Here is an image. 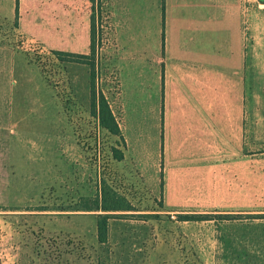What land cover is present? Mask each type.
Segmentation results:
<instances>
[{"label":"rangeland","instance_id":"374dc122","mask_svg":"<svg viewBox=\"0 0 264 264\" xmlns=\"http://www.w3.org/2000/svg\"><path fill=\"white\" fill-rule=\"evenodd\" d=\"M97 9L96 88L125 144L91 113L89 66L59 60V51L0 16V264H264V73L257 69L262 140L253 189L222 199L215 171L210 182L191 187L184 208L168 205L163 184L153 190L144 175L152 157L150 116L136 109L134 92L122 96L119 89L109 0ZM256 16L250 33L260 67L264 1H257ZM113 148L126 159L118 161ZM103 180L135 207L113 213L106 245L97 235L101 213L88 209ZM186 215L202 219L183 221Z\"/></svg>","mask_w":264,"mask_h":264},{"label":"crops","instance_id":"0c3cea01","mask_svg":"<svg viewBox=\"0 0 264 264\" xmlns=\"http://www.w3.org/2000/svg\"><path fill=\"white\" fill-rule=\"evenodd\" d=\"M17 1L24 37L90 54L91 0H0V16L13 23ZM257 1L109 0L119 89L134 92L136 109L150 116L144 175L153 190L163 184L168 205L184 208L191 187L215 171L222 199L254 187L257 69L264 73L250 33Z\"/></svg>","mask_w":264,"mask_h":264},{"label":"trees","instance_id":"16d2710c","mask_svg":"<svg viewBox=\"0 0 264 264\" xmlns=\"http://www.w3.org/2000/svg\"><path fill=\"white\" fill-rule=\"evenodd\" d=\"M93 3L92 16H91V46L90 54H77L67 52H55L59 60L71 63H78L87 65L90 68V109L94 116H97L103 127L108 129L112 134L118 136L125 144L120 125L112 111L110 103L106 95L96 88V57H97V11L100 0H91ZM18 1L16 5V19L15 26L18 25L19 10ZM100 37V35H99ZM115 158L118 161L124 159V152L116 148L112 149ZM89 211H98L97 220V235L99 243L106 245L108 242L109 221L113 213H129L134 212L135 207L133 204L122 194L116 191L106 181H101L99 187V194L96 198L91 200ZM202 219V217L186 215L181 217L183 221H192L193 219Z\"/></svg>","mask_w":264,"mask_h":264}]
</instances>
